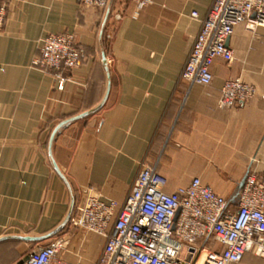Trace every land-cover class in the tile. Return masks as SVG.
<instances>
[{
    "label": "crops",
    "instance_id": "1",
    "mask_svg": "<svg viewBox=\"0 0 264 264\" xmlns=\"http://www.w3.org/2000/svg\"><path fill=\"white\" fill-rule=\"evenodd\" d=\"M213 0H152L138 9L114 0L104 12L80 0H7L0 27V264H20L50 239L42 235L88 192L121 205L143 165L155 166L174 191L194 177L238 204L248 174L264 180V26L234 27L229 64L215 59L207 85L181 79V70ZM120 13L121 18L115 19ZM73 33L84 50L62 89L32 64L41 39ZM104 51L108 73L102 63ZM239 77L255 95L219 103L226 79ZM63 128L55 126L95 107ZM244 184V183H243ZM264 264L251 252L238 263Z\"/></svg>",
    "mask_w": 264,
    "mask_h": 264
},
{
    "label": "built area",
    "instance_id": "2",
    "mask_svg": "<svg viewBox=\"0 0 264 264\" xmlns=\"http://www.w3.org/2000/svg\"><path fill=\"white\" fill-rule=\"evenodd\" d=\"M131 1L141 9L152 0ZM80 2L104 12L108 0ZM6 9L7 0H0V27ZM114 17L119 20L121 14ZM241 23L251 31L264 26V0H213L182 67L181 79L209 84L215 59L227 64L233 61L227 40ZM84 58L73 33H51L41 39L32 64L50 73L62 89L67 73ZM254 95L252 84L230 77L223 83L219 103L229 107ZM165 184L155 166L143 165L121 205L88 192L74 207L67 228L92 232L104 240L93 264H231L240 262L247 252L264 259L263 179L246 176L235 210L198 177L172 192L165 190ZM66 242L63 237H51L20 264H64L59 253Z\"/></svg>",
    "mask_w": 264,
    "mask_h": 264
},
{
    "label": "rangeland",
    "instance_id": "3",
    "mask_svg": "<svg viewBox=\"0 0 264 264\" xmlns=\"http://www.w3.org/2000/svg\"><path fill=\"white\" fill-rule=\"evenodd\" d=\"M53 237L66 239V246L60 251V257L64 264H93L98 257L104 240L95 233L69 229L66 226ZM211 243V240L208 241Z\"/></svg>",
    "mask_w": 264,
    "mask_h": 264
},
{
    "label": "water",
    "instance_id": "4",
    "mask_svg": "<svg viewBox=\"0 0 264 264\" xmlns=\"http://www.w3.org/2000/svg\"><path fill=\"white\" fill-rule=\"evenodd\" d=\"M113 3H114V0H108L106 9L104 11L102 25H101V31H100L101 37L103 35L105 25L107 23V20L109 18L110 13H111ZM102 63H103V66L105 67V69H106V71L108 73V63H107V58L105 56L104 51H102ZM108 91H109V78H108L107 90L105 92V95H104L103 99L100 101V103H98L95 107H93L90 110H87V111H85V112H83V113H81L79 115L70 117L68 119H65V120L59 122L55 126V128L53 129V131L51 133L50 142H49V155H50L51 163H52V166H53L54 170L65 181H66L65 177L62 174V172L59 169V167L57 166V164H56V162H55V160L53 158V155H52V145H53V142H54L56 136L59 134V132L63 128H65L69 123H71L75 119L84 117V116H86V115H88V114H90V113H92L94 111H97L99 108H101V106L104 104V102H105V100L107 98ZM66 183H67V181H66ZM243 183H244V179H242L240 181V183L238 184V186H237V192L242 188ZM67 185H68V188H69V191H70V203H69L68 211H67L65 217L62 219V221L55 228H53L51 231H49V232H47L45 234L36 235V236H27V237H23V238L28 239V240H33V241L46 240V239H49V238L53 237L55 234L59 233L61 230H63V228L66 226V224H67V222H68V220H69V218H70V216H71V214H72V212L74 210V207H75V197H74V193H73L72 188L70 187V185L68 183H67Z\"/></svg>",
    "mask_w": 264,
    "mask_h": 264
}]
</instances>
